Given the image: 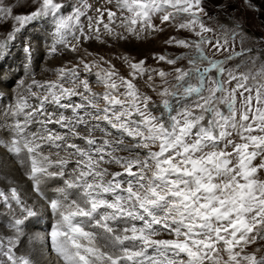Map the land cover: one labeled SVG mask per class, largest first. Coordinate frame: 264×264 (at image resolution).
<instances>
[{
  "label": "snow or ice",
  "instance_id": "obj_1",
  "mask_svg": "<svg viewBox=\"0 0 264 264\" xmlns=\"http://www.w3.org/2000/svg\"><path fill=\"white\" fill-rule=\"evenodd\" d=\"M28 3L34 10L16 12ZM106 3L115 11L96 8L93 18L86 0L67 16L58 15L64 5L57 0H0V26L12 28L0 50L30 22L48 16L56 20L57 43L72 52L81 41L111 47L109 40L147 39L165 25L191 33L165 41L186 52L154 56L171 71L120 57L131 69L129 79L104 57L80 60L84 78L79 65L57 69L56 81L33 78L27 95L3 113L0 148L47 200L55 217L47 234L52 252L60 264H264L259 249L246 251L264 240V57L240 59L253 52L243 47V26L221 24L219 32L208 27L203 0ZM50 51L56 53V46ZM179 61L187 67H176ZM145 75L159 103L134 82ZM89 76L102 94L93 91ZM112 165L122 171H110ZM54 180L62 183L46 197L41 185ZM13 202L21 215L8 224L15 235L5 238L7 244L0 240V257L6 258L0 264H33L14 249L25 221L37 212L16 187L0 190V203L14 212Z\"/></svg>",
  "mask_w": 264,
  "mask_h": 264
},
{
  "label": "rangeland",
  "instance_id": "obj_2",
  "mask_svg": "<svg viewBox=\"0 0 264 264\" xmlns=\"http://www.w3.org/2000/svg\"><path fill=\"white\" fill-rule=\"evenodd\" d=\"M5 2H8V0H5ZM57 2L64 5L58 13L59 16L70 15L73 9L80 4V0H57ZM24 3L25 0H16V4ZM86 3L91 5V10L88 12V15L93 18L99 15L95 11L96 8L103 9L111 7L115 11L114 6L107 4L106 0H86ZM35 7V4L28 3L27 6L24 7H16V12L27 13L34 10ZM203 7L207 11L208 16L211 17V19H208V17L204 18L207 26L217 29V32H219L218 26L221 24L230 28L235 22H239L243 26L245 40L243 47L251 48L253 49V52L240 59L248 60L250 56L264 57V0H203ZM81 20L86 26L88 23L87 19L82 17ZM104 22L107 23L106 12L104 14ZM55 23L56 20L52 16L38 18L26 25L20 32L15 33L16 40L8 41L6 48L0 50V120L5 119L3 113L10 105L16 103L17 98L20 95H27L25 89L32 83L33 78L39 82L56 81L58 79L57 69L72 68L76 65H79L81 69V78H84L85 74L82 70L83 65L79 63L80 60H83L86 63H91L93 60L98 61L99 57H104V60L111 61L119 71V74L129 79H131L129 76L131 69L128 64L120 59V57L126 56L132 62L143 60L146 62L145 67L148 69L162 68L165 71H171L173 66H169L163 62L158 63L154 56L163 54L169 56V58H174L187 50L175 46H169L165 44V41L170 37H176L177 39L191 38V33L184 30L178 31L173 26L165 25L164 32L156 33L153 36H149L147 39H130L127 42L120 41L118 43H112V41L109 40V43L112 44L111 47L107 44H101L96 40H89L87 42L81 41L78 51L72 52L66 49L63 45L57 43L59 37L55 34ZM155 23L159 24V20H155ZM10 31H12L10 24L5 23L3 26H0V43L5 42L7 34ZM101 32H103L102 25ZM68 39L71 43H76L75 40L71 39V36H69ZM105 39H107V37H105ZM237 40H239V37ZM54 45L56 46L57 51L53 54L50 50ZM14 48H16L15 51L19 50L15 53V51H13ZM26 48L29 49L28 52L25 51ZM239 50L240 45L237 42L236 51ZM206 51H208V54L211 56V51L209 49H206ZM89 53H91V55H89ZM13 54L15 55L13 56ZM224 55H227V53ZM11 57L12 60L7 63V60ZM215 58L222 59L223 56L218 54ZM240 59L230 62L228 66L231 67L240 63ZM179 66L187 67V61H179L176 67ZM257 66H259V61ZM17 67L18 69H16ZM102 67L106 69L108 68V65L103 64ZM98 70L100 69L95 67L92 69L93 72ZM243 70L244 69H241V71ZM88 78L93 91L102 94L104 88L95 82V76H89ZM169 79L171 80L173 77L170 76ZM146 81L147 75L136 79L134 82L141 92H145L147 95L152 96V98L159 103V97L147 86L145 83ZM21 82H23V86L21 85ZM154 83L159 86L161 84L160 78L154 77ZM69 86L71 85L65 84V87ZM159 90V87H157V91ZM33 91H36V89L34 88ZM100 107H103V103H101ZM66 114L70 115V113ZM157 114H159L158 110ZM35 127L36 126H33L31 130L35 131ZM95 135L99 138L101 134L96 133ZM76 142L83 146V141ZM45 154H47V150H45ZM61 155H64V153H61ZM118 155H128V153H118ZM109 168L110 171H122V169L116 165L109 166ZM24 172L25 169L20 168L16 160L8 156L5 150L0 148V190H4L8 193L11 187H16L21 199L26 202V205L32 206L36 212L39 210L41 211H38L39 213L49 215L50 217V219L47 218L48 216H46L45 219L39 216L32 217L31 219H28V221L30 222L29 224L32 223L33 225L31 227L23 226V236L26 235L24 240L32 235L33 238L39 236L43 239H31V244L26 241L27 244H30V247L33 249L36 256L31 260L33 263L36 260H40L45 264H60L55 253L51 250L48 251V245L50 242L47 234L50 232L51 226L55 222V217L51 214L48 208L47 200L41 198L33 190L32 182L27 179ZM262 178H264V176H262ZM61 183L62 182L59 180L47 181L41 185V190L46 197H52L54 195V188L60 186ZM13 209L14 212L9 211L2 203H0V227L2 229L5 228L6 231L12 229L7 226L8 224H2V219L5 217L2 215V211L13 214L17 213L18 210L20 211L19 207L16 206L14 202ZM38 212L37 215L39 214ZM6 216L7 218L5 217L3 222L8 223L9 221L7 222L6 219L12 220V217L8 214H6ZM34 223L37 225L41 224V230L34 225ZM2 231L3 232H0V240H3L1 237L5 234L4 230ZM6 236L10 237L12 235L9 233ZM158 238L171 237L162 235ZM4 242L7 244V240ZM257 249H259V251L256 252L257 256H264V240L258 239L256 243L249 245L246 248V251L252 253ZM21 250L22 249H20L19 245L14 249L17 256H26L28 254L27 252H20ZM3 258L4 257H0V260Z\"/></svg>",
  "mask_w": 264,
  "mask_h": 264
},
{
  "label": "bare ground",
  "instance_id": "obj_3",
  "mask_svg": "<svg viewBox=\"0 0 264 264\" xmlns=\"http://www.w3.org/2000/svg\"><path fill=\"white\" fill-rule=\"evenodd\" d=\"M16 40V39H15ZM17 46V45H16ZM14 47V46H13ZM15 49L16 48H14V50L13 51H15ZM19 50V49H18ZM18 50H16V51H18ZM16 51H15V53H16ZM15 54H13V56H14ZM12 56V57H13ZM12 57L10 58V59H8L7 60V63H9L10 62V60H12ZM25 57V56H24ZM16 62V61H15ZM26 62V61H25ZM24 62V63H25ZM28 63V62H27ZM18 65V64H17ZM0 66H1V64H0ZM16 69H18V67L16 68ZM6 73V72H5ZM5 77H6V75H5ZM5 181V180H4ZM8 181V180H7ZM28 197V196H27ZM26 197V198H27ZM32 207V206H31ZM39 210H37V212H38ZM39 212H41V211H39ZM38 212V213H39ZM45 212V211H44ZM8 214L10 217H12V219H13V217L15 216V217H19L20 215H21V213H20V211L18 210V212L17 213H15V214H13V213H8V212H3L2 211V215H4L6 218H7V216H6V214ZM37 216H39V217H41V218H43V219H45V217L46 216H48L47 218H49L50 219V217H49V215H46V214H43V213H39ZM37 216H35V217H37ZM5 217H3V219H2V224H4V225H7V224H9V222L11 221V220H9V219H6V221L8 222V223H6V222H3V220H5ZM46 218V219H47ZM0 219H1V217H0ZM29 219H31V218H29ZM44 221V220H43ZM46 221V220H45ZM0 223H1V220H0ZM30 222L28 221V220H26L25 221V224H24V227L26 226V227H31L33 224L31 223V224H29ZM29 224V225H28ZM34 225H36L39 229L41 228V224H35L34 223ZM8 226V225H7ZM1 228V227H0ZM2 229V228H1ZM0 229V232H3L2 230H4V232H5V234H4V236L2 235V237L1 238H3V240L5 241L6 239V235L7 234H9V233H11V235L12 236H14L15 234H14V232H13V230H9V231H6L5 230V228L4 229H2L1 230ZM41 230V229H40ZM43 231V230H42ZM28 234H29V232H28ZM25 236L26 235H24L20 240H19V247H20V249H22L20 252H27L28 254L26 255V256H29L31 259H33V258H35L36 256H35V253L33 252V249L30 247V239H32L33 238V235L32 236H29L28 238H26V240H24V238H25ZM35 238V237H34ZM43 240V239H42ZM26 241H28L29 243V245L26 243ZM32 241V240H31ZM44 242V241H43ZM23 243V244H22ZM45 245V244H44ZM49 247H48V251L49 250H51V247H50V243H49V245H48ZM52 251V250H51ZM45 254H47V253H45ZM6 258H3V259H1V260H5ZM33 264H45L44 262H41L40 260H36Z\"/></svg>",
  "mask_w": 264,
  "mask_h": 264
}]
</instances>
